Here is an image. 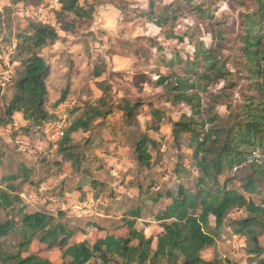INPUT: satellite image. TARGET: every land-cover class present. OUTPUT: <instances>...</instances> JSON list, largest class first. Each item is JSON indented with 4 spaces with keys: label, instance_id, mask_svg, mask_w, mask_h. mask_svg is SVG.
<instances>
[{
    "label": "trees",
    "instance_id": "16d2710c",
    "mask_svg": "<svg viewBox=\"0 0 264 264\" xmlns=\"http://www.w3.org/2000/svg\"><path fill=\"white\" fill-rule=\"evenodd\" d=\"M9 1L14 5H38L41 2ZM210 1L176 0L160 9L150 2L148 9L140 12L141 17L159 27L169 24L171 28L166 30V36L170 40L182 42L187 38L193 41L190 55L182 57L173 51L170 58H161L169 72L158 74L154 82L173 106L184 105L190 111L172 122L175 146L180 150L184 136L191 151L190 159L185 161L189 165L186 166L180 157L173 172L185 175L189 171L196 176L192 189L176 178L168 188L156 190L159 192L151 203L158 205L155 220L162 230L155 240L135 228V219L142 216L141 210L136 208L123 214L129 218L124 222L125 236L106 234L94 243L85 240L71 244L73 232L63 221L67 211L59 209L57 215L44 210L25 212L24 207L28 208L29 203L12 184L18 177L10 175L0 179V211L6 212L0 221V264H52L48 258L30 251L34 241L46 250L57 248L66 264H110L113 261L116 264H229L214 248L226 229L231 235L244 238L248 264H264V246L259 241L264 235V194L261 190V179L264 178V0H253L254 5L240 14L231 39L215 27L219 22L214 18ZM57 3L60 7L55 11V17L65 32L74 28L73 20H66L65 15L84 19L90 18L94 11V5L86 0L84 4L80 0H57ZM181 10L191 12L209 25L208 33L216 39L212 47L202 42L198 26L187 27L184 32L175 30ZM16 39L15 72L5 86L12 87V94L0 104V127H13L15 114H20L25 125L17 129V134L40 131L42 135V126L56 119L58 112H51L46 107L50 65L41 52L60 42L61 37L54 26L28 20ZM226 47H230V51L223 56L222 50ZM97 87L100 97L82 110H70L71 122L62 136L51 143L56 147V153L81 175L74 188L68 185L63 192L77 190L81 200L88 193L98 199L105 184L93 177L85 164V153L95 139H88L81 149L73 142L74 133L90 132L97 126V120L102 121L118 110L126 125L137 130V133H131L135 140L132 147L134 163L151 168L154 154L160 147L157 140L139 131L137 116L141 101L121 98L114 102L107 82H97ZM231 91H236L240 99L230 110L226 123L222 124L215 111L216 105L228 101ZM67 95L68 90L64 89L53 107L66 102ZM164 117L161 110L151 108L147 129L158 133ZM243 167L248 170L245 174L232 173ZM26 181L28 170L23 172L22 182ZM234 182L239 186H233ZM234 209L241 210L243 215L230 217ZM15 232L19 239L14 250L7 251L4 239ZM207 248L214 250L209 258H203Z\"/></svg>",
    "mask_w": 264,
    "mask_h": 264
},
{
    "label": "rangeland",
    "instance_id": "374dc122",
    "mask_svg": "<svg viewBox=\"0 0 264 264\" xmlns=\"http://www.w3.org/2000/svg\"><path fill=\"white\" fill-rule=\"evenodd\" d=\"M84 1L80 0V3L84 4ZM86 2L94 5L92 16L74 19L72 15H65L66 20H73L74 23V28L65 32L60 29L55 17V11L60 7L57 0H41L38 5L33 3L14 5L9 0H0L1 43L16 44V35L24 30L28 20L40 21L57 28L61 41L44 48L41 52L50 65L47 109L58 112V116L64 115L67 122H71L73 116H70V110L73 108L82 110L86 104L94 103L101 95L97 82H107L114 102L120 101L121 98H126L130 102L136 100L142 102L137 116L139 131L147 133L160 143L159 150L154 154L152 166L144 168L134 163L132 147L135 140L131 133H137V130L129 128L121 112L114 110L113 115L102 121L97 120V126L90 132L79 131L72 135L74 144L80 145L81 149L88 139L91 137L95 139L85 153L87 156L85 164L91 175L105 184L98 199H93L91 193H88L85 199L81 200L77 190L63 192L68 185L74 188L81 175L56 153V147L51 144L53 142L44 139L40 131L24 134L30 137L33 152L18 149L15 142L16 131L25 123L21 116L16 118L14 116L13 127H0V179L10 175L18 177L12 184L19 193L24 194V199L29 203L28 208L24 207L25 212L44 210L57 215L61 208L59 204L63 202L66 208L63 210L67 211L64 212L63 221L73 232L71 244L85 240L94 243L106 234L125 236L127 228L124 222L129 221V218L123 214L136 208L141 210L142 216L135 219V228L155 240L162 229L155 220L158 205L152 204V199L157 192L168 188L176 178L192 189L196 176L189 171L185 175L173 172L177 162H180V157L184 162L186 159L189 160L191 151L186 146L187 139L184 136L180 150L175 146L171 133L172 122L177 121L181 114H189L190 111L184 105L173 106L167 101L162 88L154 82L158 74L166 75L169 72L162 65L161 58H170L173 51H177L182 57L190 55L193 52V41L187 38L182 42L170 40L166 36V30L171 28L169 24L159 27L140 16V12L148 9L150 2L156 9H160L176 0H86ZM210 5L214 18L219 22L215 27L224 32L226 38L231 39L240 14L251 8L254 2L211 0ZM179 17L180 21L176 24L175 30L184 32L187 27L192 29L198 26L202 42L206 46L214 45L216 39L211 38L208 33L210 27L207 23L186 10H181ZM226 48L222 50L223 56L230 51V47ZM174 70L179 71L177 68ZM218 87L220 86L216 88ZM64 89L68 90L67 104L63 106L60 103V106L53 107ZM0 90V104H3L11 96L12 87H0ZM230 94L231 98L228 101L224 100L216 105L215 111L219 114V122L222 124L226 123L230 110L235 108L236 102L240 99L236 91H231ZM151 108L161 110L165 116L158 133L147 129L151 121ZM38 142L43 144V148H37ZM24 170H28L26 182H22ZM247 171V168L243 167L234 169L232 173L245 174ZM220 179L222 180V177ZM261 183L264 194V178L261 179ZM233 186L239 185L234 182ZM86 188L88 190V187ZM118 196L121 198L118 199ZM51 207H55L53 211L50 210ZM5 213L0 211V221ZM241 215L243 212L237 209L229 214L233 218ZM211 223L213 224V217ZM18 239L16 232L10 234L4 239V248L13 251ZM259 241L264 246V235ZM245 245L244 238L231 235L226 229L214 248L219 257L223 261L228 260L229 264H248ZM214 248L205 249L203 258H209ZM30 251L48 258L52 264H66L57 248L46 250L43 245L34 241ZM110 264L116 263L113 261Z\"/></svg>",
    "mask_w": 264,
    "mask_h": 264
},
{
    "label": "built area",
    "instance_id": "2783aa9c",
    "mask_svg": "<svg viewBox=\"0 0 264 264\" xmlns=\"http://www.w3.org/2000/svg\"><path fill=\"white\" fill-rule=\"evenodd\" d=\"M15 52V44L3 45L0 40V87H5L11 81V77L15 72ZM66 104L67 102H64L60 105L64 106ZM68 123L69 122H67L66 117L64 115L57 116L56 119L46 122L41 129L44 139L52 142L56 141L62 136L63 130L68 126ZM30 141V137L22 134L21 132L16 135L15 142L18 146V149L23 152H33ZM37 148H43V144L41 142H38ZM21 195L22 197H24V194ZM59 205L61 207L60 209H66L63 206V202H61ZM54 208L55 207H51L50 210L53 211Z\"/></svg>",
    "mask_w": 264,
    "mask_h": 264
},
{
    "label": "crops",
    "instance_id": "0c3cea01",
    "mask_svg": "<svg viewBox=\"0 0 264 264\" xmlns=\"http://www.w3.org/2000/svg\"><path fill=\"white\" fill-rule=\"evenodd\" d=\"M19 116H20V114H15V118H16V117H19ZM118 172H119V171H118ZM41 190H44V189H41ZM34 193H35V192H34ZM35 194H36V193H35ZM78 194H79V193H78ZM36 195H37V194H36ZM30 196H31V195H30ZM38 196H39V195H38ZM117 198L120 199L121 196H118ZM56 199H57V198H56Z\"/></svg>",
    "mask_w": 264,
    "mask_h": 264
}]
</instances>
